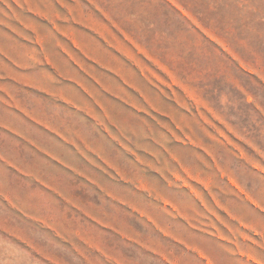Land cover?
<instances>
[{
	"label": "rangeland",
	"instance_id": "1",
	"mask_svg": "<svg viewBox=\"0 0 264 264\" xmlns=\"http://www.w3.org/2000/svg\"><path fill=\"white\" fill-rule=\"evenodd\" d=\"M0 264H264V0H0Z\"/></svg>",
	"mask_w": 264,
	"mask_h": 264
}]
</instances>
